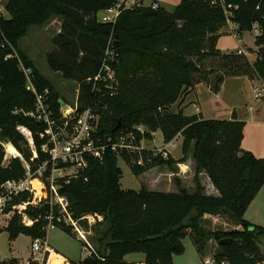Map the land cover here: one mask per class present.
I'll use <instances>...</instances> for the list:
<instances>
[{
  "label": "trees",
  "instance_id": "16d2710c",
  "mask_svg": "<svg viewBox=\"0 0 264 264\" xmlns=\"http://www.w3.org/2000/svg\"><path fill=\"white\" fill-rule=\"evenodd\" d=\"M115 3L116 0H9L5 6L9 19L0 16V198L7 199L6 213L26 205L21 213L15 210L8 222L5 230L9 242L20 235L46 242L50 224L78 240L74 227L64 223L65 215L49 198L35 200L34 193L28 190L8 195L5 189L7 182L24 181L28 175L18 157L4 165L3 143H12L23 154L30 174L37 173L50 160L42 151L45 140L39 135L45 126L26 116L34 109L35 98L27 89L28 80L20 63L31 69V82L38 93L49 91V103L56 111L60 96L20 49V41L30 28L42 26L57 16L62 20L61 32L53 39L48 66L64 80L78 85L80 109L92 108L100 115L101 136L117 137L129 129L133 138L127 144L133 147H141L143 140H152L156 132H161L165 144L177 136L183 139L180 161H166L148 149L130 152L123 148L118 154L107 152L102 161H92L89 169L77 177L58 181L59 194L68 200L72 220L79 224L85 217H102L107 225L99 239L98 252L72 264H128L125 257L130 254H143L144 264H174V257L185 252L183 241L187 237L192 238L201 258L207 242L215 240L219 245L215 264H264L257 243L258 237H264V227L252 225L244 218L264 186V158L242 149L246 123L239 121L235 112L231 120H216L205 119L201 114L186 116L182 110L171 111L185 90H193L200 83L207 60L219 59L227 72L218 76L211 88L215 95L228 78H257L264 84V0H180L174 12L137 8L123 11L115 25L100 23L98 13ZM226 11L240 36L260 27L261 33L255 37L258 50L254 62L218 49L221 31L228 24ZM115 36L119 88L114 96L96 95L88 79L98 73ZM120 119L123 124L113 133ZM19 127L33 135L37 152L34 160L24 152L22 144L27 140ZM136 127H145L147 131L141 133ZM9 145L8 152L16 154V149ZM189 156L196 163L193 191L182 187L178 180L176 193L146 187L137 191L122 188L123 172L117 164L118 157L123 158L135 176H140L157 166L183 163ZM139 160L143 165H138ZM51 169L48 164L44 181ZM247 171L249 181L244 180ZM202 172L207 174L218 196L206 193L199 178ZM206 216H229L239 229L207 231L202 226ZM24 218L32 224L27 225ZM228 238L230 243L220 245ZM29 264L39 263L32 256Z\"/></svg>",
  "mask_w": 264,
  "mask_h": 264
},
{
  "label": "rangeland",
  "instance_id": "374dc122",
  "mask_svg": "<svg viewBox=\"0 0 264 264\" xmlns=\"http://www.w3.org/2000/svg\"><path fill=\"white\" fill-rule=\"evenodd\" d=\"M160 4H162V8L165 9L167 12H174L179 4L180 0H158ZM8 3V0H1L0 1V8H2L3 13L2 16L6 19H9V14L5 11V6ZM61 24L62 20L60 17H53L51 18L46 24L42 26H34L29 29L27 36H25L20 41V49L31 59L38 69L40 74H42L45 78H47L56 91L59 93L60 98L64 100L68 105L73 106L78 99L79 91L78 85L73 81L64 80L60 74L55 73L50 70L47 62V55L54 50L53 39L59 35L61 32ZM237 26L232 21L227 24V26L222 29L221 33L223 36L220 38L218 42V49L223 54H235L237 55L238 50H244L245 54L243 57H246L250 63L255 60L257 48L255 46V37L261 33V29L259 26H255L253 32H245L241 36L237 34ZM115 42V39H113ZM115 45V44H114ZM219 59L207 60L202 67L204 69V73L200 76V83L197 84L198 86L201 85V96L204 102H201L203 112L206 119H218V120H231L232 113L234 109L238 113H240L243 117L249 119L251 118L249 108L252 105L251 97H253V93L249 91V88H246L244 94L240 97V86L238 83L233 82L229 84L226 90V95L223 96L221 99H208L206 95L203 93L204 91H211V88L214 87L216 83V79L218 76L223 77L224 74L227 75L226 69L220 65ZM244 78V77H240ZM195 88L193 90H185L180 100L171 107V111L177 113L178 105L180 104L181 107H184L185 103L188 102L190 110L188 113H192L194 111L193 104H196L194 97L192 96ZM214 94V93H213ZM264 120V117L263 119ZM256 125V124H251ZM138 131L145 133L147 129L145 127H136ZM125 131V132H124ZM123 132L119 134V137H122L124 140L131 139L133 132L129 129H125ZM182 141L183 139H177L174 142L173 146L169 147V150L173 153L170 154L168 150L165 148V143L162 141V134L161 132H156V136H153L152 140H143L141 142V147L143 149H148L154 151L161 155L163 159L168 161L170 158L173 159L175 162L180 161L175 160L173 157H181L182 154ZM0 144H2L0 140ZM11 144L15 149L16 147L12 143H3L5 149V159L4 165H7L8 162L12 159L18 157H23L17 149L16 154H10L8 152V147ZM24 152L29 154L33 159H35L34 151L27 141L26 144H22ZM35 149V148H34ZM36 152V151H35ZM37 154V153H36ZM190 157V156H189ZM177 158V159H178ZM21 159V158H20ZM25 161V160H24ZM26 162V161H25ZM172 163V166H157L150 170L145 171L140 176H135L132 173L131 168L127 165V163L123 160V158H117V164L119 168L123 172V178L121 181L122 188L124 190H140L142 187H146L152 191L157 190L158 184H165L169 182V179H172L173 183L176 184L175 176L172 175L170 172L176 173L177 170L175 166L176 163ZM187 162V161H185ZM194 162V161H193ZM192 162V164H193ZM194 165V164H193ZM72 170H69L65 173H70ZM158 173H163L157 180L154 178ZM171 175H170V174ZM185 173L188 175V170H185ZM203 173V172H202ZM190 174V173H189ZM58 174H55L57 177ZM33 177H36L33 179ZM190 181L188 182V186L194 189V176L190 174L189 176ZM200 181L204 184V188L207 194L216 193L215 190L211 188L210 179L206 173H203L202 176L199 175ZM156 181V182H155ZM35 182H39L41 186L37 187ZM28 185L34 193L35 200H45L51 199L50 194L47 191V186L41 181L40 174L33 173L28 177ZM212 184V183H211ZM209 185V186H208ZM213 185V184H212ZM38 189V191L35 189ZM210 187V188H209ZM215 188V187H214ZM191 190V188H189ZM6 198V197H5ZM7 201V199H6ZM5 209V204L3 205V210ZM15 210L19 211L17 207ZM14 210V211H15ZM13 212H9L10 217L14 215ZM4 213H6L4 211ZM103 219L102 217H100ZM27 225L32 223H28L29 220L27 219ZM100 223V224H99ZM3 225V224H2ZM203 228L207 231H230L239 229V226L236 222L231 219L229 216L219 217V218H207V221L203 223ZM0 226V255L3 259H8L10 257V242H9V235L5 230L6 227ZM79 230L83 233L86 238V241L81 240L85 246H82L80 242H78L75 237L68 236L62 230L58 228L49 229V244L52 247L56 248H63L58 250H63L61 252H65L64 254L68 256V258L79 260L82 255V250L86 253L90 254L91 252H98L99 250V239L103 236L105 230L107 229L106 223L103 220H99L97 218L95 221H88L84 220V222H79L77 224ZM74 235L79 236L74 229ZM79 238V237H78ZM185 252L183 255L175 256L176 264H191L192 260L194 259L198 264H215L214 262V255L219 252V245L215 240H209L206 244V250L203 254V258L196 254V247L192 242L191 237H187L184 241ZM258 246L260 248L261 254L264 256V237H258L257 239ZM13 250L14 256L18 258L17 260L22 264L27 262V257L32 253L31 250V241L29 238L24 235L18 236L15 241H13ZM82 254V255H81ZM141 257H144L143 254H131L126 258L127 261H136L141 260ZM17 260H10L7 264H20Z\"/></svg>",
  "mask_w": 264,
  "mask_h": 264
},
{
  "label": "built area",
  "instance_id": "2783aa9c",
  "mask_svg": "<svg viewBox=\"0 0 264 264\" xmlns=\"http://www.w3.org/2000/svg\"><path fill=\"white\" fill-rule=\"evenodd\" d=\"M137 8H151L153 10H158L161 9L162 6L158 0H116L114 7L99 12L97 18L102 24L115 25L119 15L123 11ZM2 13L3 10L0 8V16H2ZM226 15L228 23H230L231 20L229 17H231V14L226 11ZM244 54V50L237 51V55L242 56ZM11 57L12 56H9L8 58ZM118 60V54L115 52L113 39H111L98 73L93 78L88 79V83L92 87V93L96 95L101 93H108L110 96L116 95L119 88V78L116 71ZM20 69L28 80L27 89L33 93L35 98L34 109L31 112L26 113V116L33 118L36 122L45 126L44 130L39 135L41 139L45 140V144L42 146V151L49 155L50 160L49 163L46 162L42 164L37 173L40 174L41 181L47 186V191L50 194V197H52V200L50 199L51 204L58 206L60 213L65 215V218L63 219L64 223L74 227L75 232L79 234V238L77 237L78 240L86 241L85 236L77 227L78 222L72 220L68 213V200L59 194L60 186L58 181L61 179H71L77 177L79 173H84L89 169L92 161H102L107 152L118 154L123 148L130 152L139 151L143 148L129 146L127 144L129 139L124 140L119 136H101L99 133L100 115L92 108L85 110L80 109L78 99L73 106H70L67 103H65V105L59 104L60 107L56 111L49 103V91L46 90L44 93H38L32 85L31 69L24 68L22 63H20ZM18 131L31 145L36 159L37 152H35L36 148L32 133L24 127H19ZM132 138L133 135L131 139ZM20 158L27 171L28 177H30L29 164L25 162L22 157ZM137 163L140 166L143 165L142 160H139ZM48 164H50L52 168L51 174L44 181L43 173L47 170ZM60 165H63V167H59ZM69 170L72 171L70 173H65ZM55 174H58L57 177H55ZM85 180L87 181V179ZM27 182L28 178L19 182L9 181L6 183L5 189L8 192V195L18 194L24 190L33 192ZM6 202L5 197L0 198V226L3 227H7L8 222L11 219L9 213H4L3 210V205H6ZM17 207L19 208V211H17L21 213L26 208V205H20ZM17 207H14L13 209L15 210ZM98 218L100 219V217ZM50 220H52V217H50ZM83 220L95 221L96 217L89 216L83 218ZM26 221L27 218H24V222L27 224ZM58 222L61 223L62 219L59 218ZM28 223L31 222L29 221ZM54 228L55 226L50 224L49 229ZM31 249L33 254L41 253L43 255V260L45 255L49 252L46 242L41 240L32 241ZM33 259L36 260L34 257ZM0 264H7L1 255Z\"/></svg>",
  "mask_w": 264,
  "mask_h": 264
},
{
  "label": "crops",
  "instance_id": "0c3cea01",
  "mask_svg": "<svg viewBox=\"0 0 264 264\" xmlns=\"http://www.w3.org/2000/svg\"><path fill=\"white\" fill-rule=\"evenodd\" d=\"M161 6H162V4H161ZM254 61H252V62H254ZM233 82L238 83L240 86V92H239L240 97L244 94L247 87L249 88L250 93L251 92L253 93V97H251V102H252L253 106H251L249 108L250 112L252 113V115H250L251 118L248 119L246 117V115L243 117L240 113H238L236 111V109H234V111H233L236 113L239 121L246 123L245 129H244V140L242 142V149L245 151L252 152L257 158H264V120H262L264 117V84H263V82L258 80L257 78L251 80L249 78L233 77V78H228L224 81V83L221 86L220 92L217 95L213 94L209 90H207V91L203 90V93L206 95V97L208 99L209 98L210 99H221V98H223L224 95H226V90H227L228 85L232 84ZM201 94H202L201 85L200 86L197 85L195 87V90H194L192 96H189V97H194V99L196 101V104H193V106H192V107H194V111L192 113H188V111L190 110V107H191V106H188L189 101L185 103L184 107H181L179 104L178 110H182L184 115H186V116H193L196 114H201L205 118L203 108L201 105V102H204ZM216 120H218V119H216ZM228 120H230V119H228ZM251 124H256V125H251ZM153 136H156V133H153ZM177 139L182 140V137L177 136L176 139H174L171 143L165 144V148H166V150H168V152L170 154H173V153L169 150V147L173 146L174 142ZM162 141H163V137H162ZM182 143H183V141H182ZM182 157H183V155L179 158L176 156H174L173 158L175 160H179V159H182ZM193 161H194L193 158L190 156L187 159V162L178 163L175 166V168L177 170L176 173L170 172L172 175L175 176V181L178 180L180 182L181 186L184 188H187L189 191H193L195 189V186H194V189H192V187L187 185L188 182L190 181V179H189L190 174H193L194 178L196 176V163H195V161L194 162ZM192 162L194 165L192 164ZM185 170H188V175H187V173H185ZM162 174L163 173H158L156 176H154V178L157 180L160 176H162ZM202 174L203 173H201L200 176H202ZM163 175H165V174H163ZM202 185L204 187V184H202ZM210 185H211V188L216 191V193L214 192L213 194H208V195L218 196L219 193L214 188V186L211 184V181H210ZM189 188H191V190ZM154 191L165 192V193H176L178 191V189H177L176 184L173 183L172 179H169V182H167L165 184L159 183L157 190H154ZM206 218H213V217L206 216ZM244 218L246 221H248L252 225L264 227V186L261 188V190L257 194L256 198L253 200V202L248 207ZM99 220H103V219L100 218ZM29 241H31V245H32V239L31 238H29ZM77 241L79 242V240H77ZM46 244L48 246L49 252L45 255L44 260H43V255L41 253H34L33 254V252H32L29 255V257H27V262L25 264H29V259L32 256L34 258H36L35 261L39 264H41V262H42V264H51L54 261V259L57 262V264H72V262H78L80 260H83L87 256H89L88 253H86L85 251L82 250V253L84 255L81 254L82 256L79 260H74V259L68 258V256H66L64 254L65 252H61L64 250L63 248H61V247L56 248V247L50 246V244H49V230H48V235H47V239H46ZM13 245H14L13 242L10 243V246L12 248H10V257L8 259H4L6 262H9L10 260H17L18 259L14 256L15 252L13 250ZM58 249H63V250H58ZM196 254H197V251H196ZM130 255H127L125 257V260ZM51 259H53V260H51ZM126 262L128 264H144L145 256L141 257V260L140 259L136 260V261H127L126 260ZM19 263L22 264L21 262H19ZM174 264H176L175 258H174ZM191 264H198V263H196L195 260L193 259Z\"/></svg>",
  "mask_w": 264,
  "mask_h": 264
},
{
  "label": "water",
  "instance_id": "95a60500",
  "mask_svg": "<svg viewBox=\"0 0 264 264\" xmlns=\"http://www.w3.org/2000/svg\"><path fill=\"white\" fill-rule=\"evenodd\" d=\"M100 16H102V15H100ZM115 40H117V36H115ZM115 47H117V41H115ZM59 104L60 105H65V101L60 99L59 100ZM122 124H123V119H120L118 121L116 127L113 129L112 132L116 133L121 128ZM244 180L245 181H249L250 180V176H249V172L248 171L245 173ZM230 242H231V239H229V238L228 239H224V240L220 241V245H226V244H228Z\"/></svg>",
  "mask_w": 264,
  "mask_h": 264
},
{
  "label": "bare ground",
  "instance_id": "6f19581e",
  "mask_svg": "<svg viewBox=\"0 0 264 264\" xmlns=\"http://www.w3.org/2000/svg\"><path fill=\"white\" fill-rule=\"evenodd\" d=\"M10 154H11V152H9ZM36 183V186L38 187H40L41 186V184L39 183V182H35ZM35 189H36V187H35ZM37 191H38V189H36ZM51 260H53V259H51ZM51 264H57V262L55 261V259H54V261L51 263Z\"/></svg>",
  "mask_w": 264,
  "mask_h": 264
}]
</instances>
